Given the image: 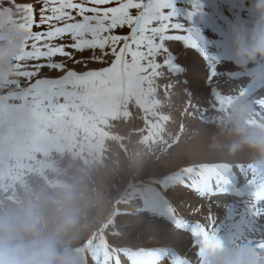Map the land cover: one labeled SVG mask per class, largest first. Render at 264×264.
Listing matches in <instances>:
<instances>
[{"label":"rangeland","instance_id":"374dc122","mask_svg":"<svg viewBox=\"0 0 264 264\" xmlns=\"http://www.w3.org/2000/svg\"><path fill=\"white\" fill-rule=\"evenodd\" d=\"M17 3L35 4L36 0H17ZM251 3L252 0H174L178 22L199 33L204 30L202 36L207 40L204 45L195 47H192L194 42L167 41L172 62L177 64L185 50L189 59V52L198 57L200 50L208 47L205 65L209 67L195 72L183 68L185 73L182 71L184 75L180 76L183 82L177 80L176 70L166 71L162 80L173 86L165 87L163 81L145 83L143 93H125L116 98L106 108L91 113V119L83 127L61 129L50 121L41 120L31 104L13 98L16 89L7 82L16 77L0 83V163L4 162L0 168V199L13 201L38 189H54L89 164L107 161L113 168L107 184V208L99 222L75 242L73 251L79 264H96L91 257L96 246L93 241L106 246L108 264H130L126 257L121 258V247H145L160 253L170 249L174 257L193 260L200 238L177 227L172 215L174 210L191 223L204 224L229 247L245 239L264 240V199L258 201L254 196L260 182L249 165L253 153L243 149L236 151V156H222L214 147L215 142L208 140L211 134L217 135L222 107L235 92L248 90L252 81L248 69L241 70L232 62L231 47L232 27L250 25L255 18ZM209 27L218 34L209 33ZM33 30L39 29L34 27ZM127 32L125 28L117 34ZM169 34L184 33L170 31ZM209 57L215 58V71L220 64L231 63L229 67L220 68L218 74L221 75L216 74L215 81V77L209 78L212 71ZM25 63L30 65L35 61ZM101 66L108 64L93 62L89 65L91 68ZM188 76L191 80L187 83L185 77ZM260 87L263 84L254 82L249 94ZM216 92L222 94L223 99L218 100ZM253 96L260 103L264 101V88ZM204 112L210 115L209 119L206 120ZM218 136L222 140L227 135ZM196 143L197 147L204 148L200 155L193 154ZM226 148L233 150L232 146ZM125 160L139 163L124 166ZM199 164L224 166L214 170L225 176L218 189L200 194L181 186L183 170ZM200 168L210 169L207 165ZM169 177H173L172 185H167ZM139 182V188L131 191ZM152 184L156 190L150 194V190H145ZM158 192L163 199H159ZM151 195L156 197L155 204H152L155 199L148 200Z\"/></svg>","mask_w":264,"mask_h":264},{"label":"snow or ice","instance_id":"6c2138e0","mask_svg":"<svg viewBox=\"0 0 264 264\" xmlns=\"http://www.w3.org/2000/svg\"><path fill=\"white\" fill-rule=\"evenodd\" d=\"M5 2L20 13L21 27L29 33L21 54L15 58L16 79L7 82L16 89L13 98L31 104L41 120L61 129L86 126L91 113L101 111L116 98L125 93H143L145 83L163 81L164 72L178 67L171 60L167 41L200 39L198 30L178 22L174 0ZM34 27L39 30L34 31ZM125 28L127 34H117ZM170 31L184 34L170 35ZM57 56L62 59H54ZM29 60L35 63H25ZM93 62L108 66L89 67ZM209 62V78L213 79L215 58L209 57ZM163 82L165 87L173 86ZM215 97L223 99L219 92ZM214 178L222 182L221 173L191 168L184 169L180 177L182 187L200 194L211 190ZM254 196L258 201L264 199V183ZM172 215L178 228L200 238L196 256L204 247L219 243L204 224L191 223L178 216L176 210ZM92 243L96 246L91 257L96 264H108L106 246ZM259 244L264 246V240ZM119 251L130 264H192L188 257H169L145 247H121Z\"/></svg>","mask_w":264,"mask_h":264},{"label":"clouds","instance_id":"9594fccd","mask_svg":"<svg viewBox=\"0 0 264 264\" xmlns=\"http://www.w3.org/2000/svg\"><path fill=\"white\" fill-rule=\"evenodd\" d=\"M250 25L231 29L232 62L264 84V0H252ZM29 33L20 13L0 0V83L16 76L15 58ZM217 135L232 138L233 151L248 149L255 179L264 183V106L247 90L237 91L222 107ZM125 160L124 166L137 165ZM113 172L107 161L77 171L54 189H38L13 201L0 199V264H79L75 242L99 221L107 208V184ZM192 264H264V246L241 240L229 247L219 239Z\"/></svg>","mask_w":264,"mask_h":264},{"label":"bare ground","instance_id":"6f19581e","mask_svg":"<svg viewBox=\"0 0 264 264\" xmlns=\"http://www.w3.org/2000/svg\"><path fill=\"white\" fill-rule=\"evenodd\" d=\"M208 32L209 33H215V34H218V31L217 30H215V29H213V28H211V27H209L208 28ZM204 33V30L203 31H201L199 34H200V39L199 40H197V41H195L194 42V44L192 45V47H195L196 45H204L205 43H206V40H207V38L205 37V36H202V34ZM208 48V47H207ZM207 48H203V49H201L200 50V55L197 57V56H192V54L189 52V54L191 55L190 57H189V59H187V50H185V53L183 52V54H182V56L181 57H179V62L177 61V64H175V65H177L178 67H176V68H174L173 70H176L177 72H178V74H177V80L178 81H184V78H182V77H180V76H182V75H184V69L183 68H185V71H187V72H191L193 69V71L195 72L196 71V69H199V68H202V67H206L207 68V66L209 67V64H206L205 65V60H206V58L205 57H207L208 56V54H206V50H207ZM218 49V48H217ZM218 51V50H217ZM212 52V51H211ZM215 55H216V53H214ZM220 54H221V52H220ZM197 57V58H196ZM196 59H198L199 60V62L201 61V64L198 62V60H196ZM203 61V62H202ZM176 63V62H175ZM216 64V63H215ZM219 64V63H218ZM198 65V66H197ZM202 65V66H201ZM186 66V67H185ZM223 66V67H222ZM226 66H231V63H226V62H224V63H222V64H220L218 67H217V69H216V74H218L219 72H221V70H220V68L222 67V69H224ZM227 67V68H228ZM211 69V68H210ZM201 70V69H200ZM184 73H183V72ZM202 71V70H201ZM204 71V70H203ZM230 71V70H229ZM205 72V71H204ZM239 72V70L238 71H232L231 72V74H235V73H238ZM197 73V72H196ZM218 75H221V74H218ZM217 75V76H218ZM230 76V75H229ZM199 77H201V76H199ZM191 77L190 76H188V77H185V80H186V82L188 83V80L190 79ZM200 79V78H199ZM198 79V80H199ZM191 80V79H190ZM189 80V81H190ZM207 80H208V78H207ZM216 80V77L213 79V81H215ZM196 81V80H195ZM206 81V80H205ZM181 82V83H182ZM193 82V81H192ZM198 82V81H197ZM209 82H211V81H209ZM196 83V82H195ZM195 83H194V85H195ZM206 84V83H205ZM208 84V83H207ZM190 85V84H189ZM210 85H211V83H210ZM184 86V85H183ZM191 86V85H190ZM190 86H189V90L190 91H192L191 89L192 88H190ZM215 86V85H214ZM187 87V86H186ZM196 87V86H195ZM198 87V86H197ZM209 87V86H208ZM207 87V88H208ZM185 88V87H184ZM209 88H211V87H209ZM180 89V88H179ZM201 89V88H200ZM213 89V88H212ZM174 90V89H173ZM176 90V89H175ZM197 90V89H196ZM180 91H181V89H180ZM186 91H187V89H186ZM210 91V90H209ZM179 92V91H178ZM182 92V91H181ZM205 92V91H204ZM203 92V93H204ZM186 93V92H185ZM184 93V94H185ZM181 94V93H180ZM209 94V93H208ZM186 95V94H185ZM193 95V94H192ZM191 95V96H192ZM188 96V95H187ZM186 96V97H187ZM185 97V96H184ZM185 97V98H186ZM188 98H189V96H188ZM187 98V99H188ZM204 99V98H203ZM189 100V99H188ZM197 100H199V99H197ZM178 102V104H179V102L180 101H177ZM173 103V102H172ZM191 103V102H190ZM176 104V103H175ZM193 105V104H192ZM171 110H173L172 108H170ZM185 112V111H184ZM187 112V111H186ZM185 112V113H186ZM189 112V111H188ZM172 122V121H171ZM118 131H120V130H118ZM221 137H222V135H220ZM209 142L210 141H213V142H215V145H214V147H216L217 148V151L219 152V155H220V153L222 154V156H229V155H231V156H236L237 155V153H236V151L234 152L233 150H231V151H229L230 150V148H226L227 147V145L228 146H232V138H229L228 136H224V139H222L221 140V138L218 136V135H216V134H211L210 135V137H209ZM197 144L198 143H196V145H195V149H194V152H193V154L194 155H200V154H198V153H200L201 151H203L204 150V148H202V147H200V146H198V147H200L201 148V150H199V148L197 147ZM224 145L226 146V147H224ZM218 146V147H217ZM226 149H228V150H226ZM247 152H248V150H245V153L247 154ZM204 153V152H203ZM222 174V173H221ZM225 179V176L223 177V175H222V181ZM222 182H217L216 181V179L214 178L213 179V181L211 182V189L212 190H215V189H218L217 187L219 186V184H221ZM115 215H116V213H115ZM103 216V215H102ZM114 221V220H113ZM99 222V221H98ZM177 251H179V248H177Z\"/></svg>","mask_w":264,"mask_h":264},{"label":"crops","instance_id":"0c3cea01","mask_svg":"<svg viewBox=\"0 0 264 264\" xmlns=\"http://www.w3.org/2000/svg\"><path fill=\"white\" fill-rule=\"evenodd\" d=\"M263 86H264V84H263Z\"/></svg>","mask_w":264,"mask_h":264}]
</instances>
